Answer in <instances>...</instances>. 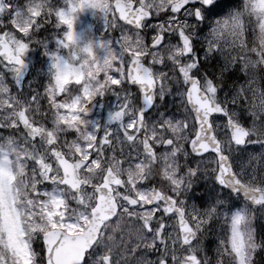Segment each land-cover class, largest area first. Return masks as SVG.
I'll use <instances>...</instances> for the list:
<instances>
[{"label":"snow or ice","instance_id":"1","mask_svg":"<svg viewBox=\"0 0 264 264\" xmlns=\"http://www.w3.org/2000/svg\"><path fill=\"white\" fill-rule=\"evenodd\" d=\"M0 264H264V0H0Z\"/></svg>","mask_w":264,"mask_h":264}]
</instances>
